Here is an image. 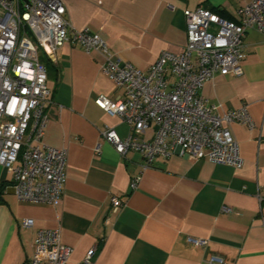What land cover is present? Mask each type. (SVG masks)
Segmentation results:
<instances>
[{"label":"crops","instance_id":"0c3cea01","mask_svg":"<svg viewBox=\"0 0 264 264\" xmlns=\"http://www.w3.org/2000/svg\"><path fill=\"white\" fill-rule=\"evenodd\" d=\"M63 1L73 28L99 33L113 53L145 71L162 51H182L185 9L234 20L245 0ZM243 43L242 73L216 74L200 90L221 110H248L253 128L227 125L243 158L239 168L178 154L157 156L145 167L136 151L121 156L102 132L113 128L125 137L130 125L94 101L120 93L100 69L103 55L70 41L58 47L55 62L41 55L50 90L42 140L66 150V178L52 205L23 203L0 164V264H23L36 232L57 227L72 248L67 264H79L93 246L91 264H201L211 256L225 264H264V32L248 29ZM151 135L150 127L141 137ZM113 196L122 202L116 211ZM24 218L33 224L23 227ZM187 237L207 243L195 247Z\"/></svg>","mask_w":264,"mask_h":264},{"label":"built area","instance_id":"2783aa9c","mask_svg":"<svg viewBox=\"0 0 264 264\" xmlns=\"http://www.w3.org/2000/svg\"><path fill=\"white\" fill-rule=\"evenodd\" d=\"M183 13L182 51H162L142 71L113 53L99 33L73 28L63 0H0V164L11 175L19 202L52 205L62 195L67 152L42 140L50 90L41 55L55 62L58 47L67 41L78 43L87 53H101V71L120 89L114 98L99 95L94 101L130 125L125 137L113 128L102 132L121 156L136 151L145 167L157 156L173 154L242 166L239 144L227 125L239 122L253 128L247 108L221 110V104L209 102L200 90L216 74L242 73L245 33L264 32V0H245L235 10L234 20L201 7ZM150 127L151 137H141ZM95 150L99 153L98 146ZM138 180L139 175L132 178L130 186L134 188ZM121 203L113 196L111 211ZM32 224L31 218L21 222L23 227ZM187 241L195 247L207 243L193 237ZM95 250L90 248L79 264H91ZM71 252L61 242L58 227L42 228L23 264H67ZM201 264L225 262L211 256Z\"/></svg>","mask_w":264,"mask_h":264},{"label":"trees","instance_id":"16d2710c","mask_svg":"<svg viewBox=\"0 0 264 264\" xmlns=\"http://www.w3.org/2000/svg\"><path fill=\"white\" fill-rule=\"evenodd\" d=\"M41 60H42V58H41ZM48 60H49V59H48ZM43 62H44V61H43ZM44 64L46 65V63H45V62H44ZM46 68H47V65H46ZM2 186H3V185L1 184V185H0V188H1Z\"/></svg>","mask_w":264,"mask_h":264}]
</instances>
